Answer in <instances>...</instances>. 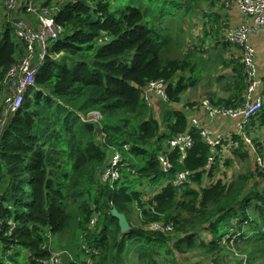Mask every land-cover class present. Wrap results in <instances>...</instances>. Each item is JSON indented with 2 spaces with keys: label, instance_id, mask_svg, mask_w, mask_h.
Instances as JSON below:
<instances>
[{
  "label": "trees",
  "instance_id": "1",
  "mask_svg": "<svg viewBox=\"0 0 264 264\" xmlns=\"http://www.w3.org/2000/svg\"><path fill=\"white\" fill-rule=\"evenodd\" d=\"M226 1L66 0L57 8L53 0L39 1L64 31L0 141V264H46L52 239L64 237L65 264H176L194 252L221 264L227 261L221 253L238 257L233 251L241 258L234 264L241 256L264 264V178L253 153L244 146L224 151L208 169L211 148L191 124L207 117L191 110L202 100L176 107L201 82L207 41L221 46L214 68L223 70L208 82L224 86L228 98L206 99L227 108L245 101L241 52L226 57L232 48L225 41L229 25L222 24ZM10 23L0 41V82L24 53ZM199 23L202 42L185 50V25L192 31ZM157 82L167 84L168 102L153 99L152 106L145 94ZM92 113L101 119L92 121ZM263 113L264 105L252 123L264 122ZM188 132L194 143L182 158L169 141ZM257 148L263 151L264 142ZM119 155L122 166L112 168ZM160 155L172 163L169 173ZM247 160L245 173L223 171ZM107 170L119 177L104 180ZM181 171L190 176L175 185ZM145 186L160 191L146 195ZM113 208L128 219V233H121Z\"/></svg>",
  "mask_w": 264,
  "mask_h": 264
},
{
  "label": "built area",
  "instance_id": "2",
  "mask_svg": "<svg viewBox=\"0 0 264 264\" xmlns=\"http://www.w3.org/2000/svg\"><path fill=\"white\" fill-rule=\"evenodd\" d=\"M228 11L238 10L244 23L239 26L229 27L225 33V41L241 52L244 74L246 77L245 101L243 104L234 107L216 106L208 99H203L200 107L194 106L192 111L201 110L207 117L193 118L192 126L196 128L204 141L210 146L212 155L209 158L207 168H212L217 157L227 150H237L241 146L250 150L254 155L255 170H258L264 178V150L259 151L257 144L252 137L245 132L250 121L261 111L264 105V97L260 94V89L264 85V76L259 74L257 65V52L251 45L250 37L264 28V0H228L225 3ZM5 9L14 27V34L17 40L23 44L24 53L11 65L5 77L1 81V86L5 91L3 105L0 111V141L10 117L16 114L22 107L23 100L27 92L36 86V79L39 71L49 58H53L52 45L57 42L64 29L59 26L53 16V10L44 8L34 2V0H6ZM17 14V17L15 18ZM28 16V17H27ZM30 17V18H29ZM146 101L153 106V99L161 102H168L167 84L164 82L152 83L146 90ZM153 97V98H152ZM189 110V109H188ZM229 118L236 121L237 132L227 134L214 133L206 124V119ZM193 138L189 134L177 137L169 142L171 150H179L184 158L186 151L193 146ZM160 162L165 173H169L173 165L170 160L160 155ZM114 164H119L115 157ZM112 165V168H117ZM114 179L119 177L115 171L107 170L103 175L104 180L109 177ZM190 172L181 171L177 173L176 184H183L188 180ZM97 219H93L91 227L96 225ZM4 221L0 218V231L4 226ZM12 226L13 221L7 222ZM151 229H160L157 224H152ZM165 230V229H164ZM167 230H171L168 228ZM83 249L89 253L87 244ZM61 254H53L51 260L46 264H60Z\"/></svg>",
  "mask_w": 264,
  "mask_h": 264
},
{
  "label": "rangeland",
  "instance_id": "3",
  "mask_svg": "<svg viewBox=\"0 0 264 264\" xmlns=\"http://www.w3.org/2000/svg\"><path fill=\"white\" fill-rule=\"evenodd\" d=\"M5 1L6 0H0V41L3 38V31H5L6 28V22H11L10 18L7 17L6 13H5ZM40 0H34V2L38 5H41V3L39 2ZM45 1V0H43ZM66 0H53L52 4L56 5L57 3L60 5L62 2H64ZM57 8V5L55 6ZM227 12H230L234 15V11H222V19L225 17H228ZM199 18L200 20L203 18V15L201 12H198ZM17 17V14L15 16V18ZM28 17V16H27ZM187 22H189V18H187ZM12 23V22H11ZM10 23V24H11ZM201 24H198V27L195 28L194 30L190 31L189 30V26L185 25V31L184 34L186 36V41H185V50L187 49H192V50H197L196 49V44L200 45V43L203 40V36L201 34V29H200ZM235 27L234 25H230V27ZM239 26V25H238ZM12 41L15 43H18L19 41L17 40V38L15 37V35L12 34ZM1 45V42H0ZM234 48V47H233ZM235 49V48H234ZM204 51L207 52V54L204 55V59H205V70L202 72V76H201V82L198 85L197 88H190L183 96V104H180L176 107H178L181 110H185V108L188 105H186L185 103L188 102H199L200 100L205 99L206 97L208 98H213L214 101H217L218 99H226L228 98V94L224 91V86H221V84L217 85L215 82H208L211 79V73L214 74L215 76L220 75L221 73H223V70L220 69H216L214 68V59L217 58V55L221 52V46L220 48L217 47L216 43H212L207 41L205 43L204 46ZM227 56V55H226ZM231 72H229V74H227V76L230 75ZM228 79V77H227ZM5 96V91L1 86V82H0V108L2 107L3 104V99ZM145 96L147 98L148 95L145 94ZM153 98V97H152ZM160 106H164V105H160ZM162 108V107H161ZM187 117L190 119L193 114L190 111H186ZM264 114V113H263ZM157 117L162 118V111L160 112V115L157 113L156 115ZM90 119L92 121L98 122L101 119V116L98 113H92L89 115ZM207 120L206 119V124H207ZM210 121V120H209ZM230 122L234 125L233 127V131L237 132L238 129L235 127L236 125V121L234 120H230ZM208 126V125H207ZM245 132L247 134H249L250 137H252L254 140L257 139L256 141L262 139L264 140V122H261L260 119H256L254 120V122L249 123L248 126L245 129ZM259 132V134H258ZM259 135V136H258ZM170 142V141H169ZM168 141H166L165 144H167ZM119 154H122L120 149L116 150ZM117 157V161H119V164H114V162L116 161L115 159L112 162V165H117L118 167L122 166L121 162L123 161L121 156H116ZM251 162L249 160L245 161V162H234V165L231 167L226 168L223 171H227V174L230 173V175H238L240 173H245L247 172L249 169H251ZM219 177H223L226 179V177L220 173ZM173 180L167 179L166 183H170ZM177 181L174 182V184H176ZM214 180L210 179L209 182L207 184L204 185H210L213 184ZM142 191H144L146 193V195H152L154 193H158L160 191V188H155V187H150V186H145L143 187ZM138 217H135V221H138ZM55 238V237H53ZM67 241V237L64 238H55L52 239V246L50 247L51 251L53 254L59 253L61 254L62 248L65 245V242ZM224 242H226V240H224ZM237 247L234 246L233 250H235ZM235 256H238L237 258H233L232 256H226V253H221L220 255V261H224L227 260L226 262H223L221 264H234L238 259L240 260L241 258H239L240 256L238 255V252L233 251ZM198 252H194V253H189L187 255V257H183V255L179 258L178 263L176 264H213V258L211 257H206L203 255H198ZM63 257V256H62ZM242 257V263L241 264H248L247 262V257L246 256H241ZM22 258H24V256H22ZM20 258V259H22ZM132 260H134L135 255H131ZM177 261V257L175 259V262ZM62 264H65L64 261V257L63 260H61ZM60 263V264H61Z\"/></svg>",
  "mask_w": 264,
  "mask_h": 264
},
{
  "label": "crops",
  "instance_id": "4",
  "mask_svg": "<svg viewBox=\"0 0 264 264\" xmlns=\"http://www.w3.org/2000/svg\"><path fill=\"white\" fill-rule=\"evenodd\" d=\"M233 11H234V15L230 12H227L228 17L222 19V24H224V26L225 25H229V27L230 25L238 26L244 23V18L242 14L238 10H233ZM250 42L257 52L256 60H257L259 74L261 76H264V28H262L259 32L254 33L250 37ZM21 48H23L24 50L23 45ZM237 53H238L237 49H234L232 47L227 50L226 57L236 55ZM209 120H207V125L214 133L218 132V133L227 134V133L235 132L233 131L234 125L230 122V120L232 119L220 118V119H214V120L209 119ZM259 141L264 142V140L262 139H260Z\"/></svg>",
  "mask_w": 264,
  "mask_h": 264
},
{
  "label": "water",
  "instance_id": "5",
  "mask_svg": "<svg viewBox=\"0 0 264 264\" xmlns=\"http://www.w3.org/2000/svg\"><path fill=\"white\" fill-rule=\"evenodd\" d=\"M111 214L118 220V225L122 234H126L131 230L132 227L124 214L120 213L116 208L111 210Z\"/></svg>",
  "mask_w": 264,
  "mask_h": 264
}]
</instances>
